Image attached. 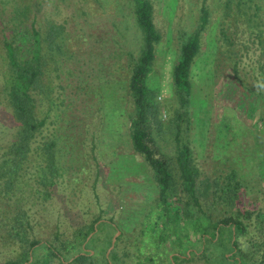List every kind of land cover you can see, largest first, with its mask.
Returning <instances> with one entry per match:
<instances>
[{
    "label": "rangeland",
    "instance_id": "374dc122",
    "mask_svg": "<svg viewBox=\"0 0 264 264\" xmlns=\"http://www.w3.org/2000/svg\"><path fill=\"white\" fill-rule=\"evenodd\" d=\"M27 1V22H34L44 39L43 91L33 93L36 116L44 124L29 152L27 173L7 194L0 178V264L21 249L6 238L7 224L17 210L27 215L30 236L42 241L54 240L57 231L69 235L80 221L111 219L119 227L115 233L123 231L119 245L131 259L137 253L134 236L139 235L140 246L146 241L140 235L141 224L155 216L158 187L129 137L133 105L127 80L141 47L130 5L127 0ZM151 1L161 39L147 85L159 105L158 142L164 152L173 154L180 109L172 68L180 35L196 25L201 0ZM206 3L212 18L191 66V100L180 128L200 178L219 177L223 183L234 170L244 184L240 206L252 213L248 233L240 241L244 246L245 239L264 237V59L241 21L222 20V0ZM51 31L56 32L55 43L49 46L46 38ZM2 39L0 35V156L14 132L5 96L10 69ZM45 142L55 145L53 186L42 180ZM208 193L200 198L204 209L214 217L228 214L225 205L213 201L211 189Z\"/></svg>",
    "mask_w": 264,
    "mask_h": 264
},
{
    "label": "trees",
    "instance_id": "16d2710c",
    "mask_svg": "<svg viewBox=\"0 0 264 264\" xmlns=\"http://www.w3.org/2000/svg\"><path fill=\"white\" fill-rule=\"evenodd\" d=\"M5 1L0 0V35L10 69V81L4 88L12 110L10 126L14 128L0 156L2 189L7 194L18 178L27 173L29 152L44 124L36 116L33 96L35 91H43L44 39L34 22H27V0ZM206 1L201 0L193 29L180 35L179 54L172 68L180 112L175 116L173 154H168L158 142L162 138L157 118L159 105L147 85L161 33L154 22L151 0H127L141 36L140 52L133 60L127 80L133 105L129 137L133 150L143 156L151 168L158 187L155 216L141 224L140 235L146 240L143 246L139 241L136 243L139 235H135L133 245L137 253L130 259L128 251L119 245L123 241L121 231L110 248L119 227L111 219L99 216L87 223L80 221L69 235L57 231L54 240L42 241L30 236L32 225L25 212L17 210L7 224L6 238L21 249L15 257L1 264H264V237L245 239V245L241 246L252 213L240 206L245 187L237 172L227 173L223 183L219 177L200 178L189 140L182 137L180 128V119L188 111L191 100V66L200 51L202 34L212 18L213 11ZM221 12L223 21L232 18L233 23H243V31L253 36L260 49L259 55L264 59V0H222ZM54 28L59 31L58 27ZM221 30L225 41L230 42L224 27ZM55 33L51 31L47 35L49 46L55 43ZM54 147L52 142H45L41 147L47 162L45 169H49L48 174L43 169L42 180L49 181L51 186L55 185ZM210 189L213 201L225 205L228 214L214 217L204 209L200 198L205 199Z\"/></svg>",
    "mask_w": 264,
    "mask_h": 264
},
{
    "label": "water",
    "instance_id": "95a60500",
    "mask_svg": "<svg viewBox=\"0 0 264 264\" xmlns=\"http://www.w3.org/2000/svg\"><path fill=\"white\" fill-rule=\"evenodd\" d=\"M118 233H119V231H117V232L114 234V236L112 237V245L110 246V248L113 246V243H114L115 238H116V236H117Z\"/></svg>",
    "mask_w": 264,
    "mask_h": 264
}]
</instances>
